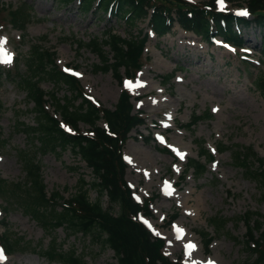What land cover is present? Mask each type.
<instances>
[{
    "label": "rangeland",
    "instance_id": "374dc122",
    "mask_svg": "<svg viewBox=\"0 0 264 264\" xmlns=\"http://www.w3.org/2000/svg\"><path fill=\"white\" fill-rule=\"evenodd\" d=\"M217 4L234 12L243 11L238 7L245 6V1L223 0L221 4L218 0ZM0 5L6 8L0 14V46L9 54L0 63V131L5 141L0 147V176L17 182L25 179L17 152L30 140L15 130V124L23 121L31 125L36 118L32 102L19 89L15 77L29 72L32 47L39 45L54 52L58 69L79 74L76 77L85 96L101 108L114 109L124 85L111 71H96L99 59L87 50V44L94 38H103L111 28L123 37L135 35L138 30H147V22L145 19L138 21L136 27H129L106 13H82L78 0L67 5L60 0H0ZM14 9L31 15L24 26H19L22 31L11 25L8 11ZM261 29L255 25L242 27L244 47L233 49L220 41L206 44L175 23L171 33L161 38L150 36L141 71L128 81L134 86L147 82L149 87L128 89L133 112H139L145 124L138 129L142 135L133 130L123 147L125 180L139 202L155 198L150 217L141 220L154 236L165 241L164 253L170 259L191 264H205L211 259L216 264H240L255 259L245 248L246 226L235 217L246 210L264 214V200L259 198L256 183L233 163L230 151L217 153L215 146H248L264 158V98L254 85L264 74ZM120 74L125 76L123 68ZM170 74L172 77L165 84L164 79ZM41 87L56 91L62 98L67 93L64 86L58 87L49 79L43 80ZM46 108L52 114L53 107ZM194 113H208L210 117L202 118L192 132L176 126L187 124ZM98 124L102 126L103 121L100 119ZM78 127L83 133L89 130L82 122ZM149 137L156 138V142ZM200 142L215 160L207 165L203 177L194 180L189 174L179 183L187 159L197 158ZM178 153H183V158ZM38 158L46 190L58 191L64 199L74 193L81 178L90 185L96 181L91 169L70 148ZM173 182L171 194H165V186ZM189 192L197 207L184 203ZM88 194L91 201L99 198L105 208L109 206L107 196H100L92 185ZM6 206L7 210L5 200L0 198V220L4 219L11 231L29 242V247L10 255L0 249V264H61L48 263L40 256L39 251L52 244L43 229L14 205ZM117 210L113 208L114 212ZM175 214L176 220L171 224ZM217 215L230 219L221 232L216 224L210 225V219ZM175 227L183 230L180 240L175 237ZM4 230L0 226V234ZM67 232L58 228L51 236L85 253L89 264H118L113 250L103 248L93 235L68 237ZM202 233L213 239L208 248L204 247ZM189 244L195 247L189 249Z\"/></svg>",
    "mask_w": 264,
    "mask_h": 264
},
{
    "label": "trees",
    "instance_id": "16d2710c",
    "mask_svg": "<svg viewBox=\"0 0 264 264\" xmlns=\"http://www.w3.org/2000/svg\"><path fill=\"white\" fill-rule=\"evenodd\" d=\"M74 1L60 0V3L67 5ZM243 1L248 18L237 16L228 9H219L215 0L201 3L187 0H81V12H90L95 7L129 27H136L138 21L148 17V27L156 38L170 33L174 23H177L184 31L192 32L206 42H210L212 37H219L238 48L244 44L240 27L260 26L263 27L260 32L264 51V0ZM5 9V6L0 5V14ZM8 13L12 25L19 29L31 17L29 13L18 12L17 9ZM148 38L147 31L138 30L135 35L122 37L111 28L103 38L90 40L87 50L96 54L99 59V64L95 65L96 71H111L121 82L120 68L129 77L141 69V59ZM82 47L80 44L79 48ZM31 54L29 72L17 75L15 79L19 89L32 102L36 120L31 125L23 121L15 124V130L23 133L30 144L17 152L25 179L9 182L0 176V198L5 200V210L8 209L6 205H14L33 219L45 235L52 239L49 247L40 250V256L48 263L89 264L85 253H79L76 248L67 247L51 236L58 228H64L68 231V237L93 235L94 240L99 241L103 248L113 250L118 264H183L180 260H170L163 254L164 242L153 237L138 218L140 212L150 213L149 205L153 198L141 204L135 202L125 180L123 147L131 131L135 130L138 135H142L138 128L144 125L141 115L133 112L128 92L121 91L114 109L101 108L84 96L78 79L57 68L54 52L36 45L32 47ZM171 77L172 74L165 77V83ZM45 79L53 81L58 87H65L67 93L63 98L57 96L56 91L43 90L40 84ZM255 87L264 97V74L257 78ZM47 104L53 107L54 114L47 110ZM204 117L208 118L210 114L194 113L185 126L179 127H186L192 132ZM100 119L103 120V126L98 124ZM79 122L89 126L86 133L79 131ZM68 127L72 129L71 132L67 130ZM1 137L0 131V146L4 143ZM150 139L153 140L149 137ZM67 148L91 169L96 179L91 185L100 196H107V208L99 198L90 200L88 191L91 185L84 178L80 179L74 193L67 199L58 191L46 190L38 157L49 152L60 154ZM198 149V158L187 160L181 181L189 173H192L195 180L203 177L207 171V163L213 161V155L203 147V143L200 142ZM216 150L219 153L230 151L233 163L242 168L246 178L256 183L259 198L264 200V158L257 156L251 147L237 144L234 147L217 145ZM114 207L118 208L116 212L113 211ZM235 219L246 226L245 246L255 257L240 264H264V214L246 210ZM210 221L220 231L230 219L217 215ZM1 224L6 228L0 236V244L4 250L14 253L29 247V242L11 231L7 222L2 220ZM201 237L206 247L212 241L208 233H202Z\"/></svg>",
    "mask_w": 264,
    "mask_h": 264
},
{
    "label": "bare ground",
    "instance_id": "6f19581e",
    "mask_svg": "<svg viewBox=\"0 0 264 264\" xmlns=\"http://www.w3.org/2000/svg\"><path fill=\"white\" fill-rule=\"evenodd\" d=\"M40 9H45V7L41 6ZM1 49V48H0ZM6 55V52L3 51V50H0V56L2 57V61H4L5 59L7 58H4V56ZM6 57V56H5ZM125 87H127L128 89L130 90H138L139 88L142 90L144 88H148L149 87V84L147 82H144L143 84L139 85V86H134L130 83H125ZM150 106L152 105V103H148ZM161 112V110H158V114ZM174 183V182H173ZM184 203L186 204H190L191 206H198V203L196 201V199H194L192 196H191V192H189L186 197L184 198ZM178 229V228H176ZM210 262H214V264H216V261H214L213 259L209 260L208 262H206V264H210ZM196 264V263H195ZM197 264H200V262H198ZM204 264V263H203Z\"/></svg>",
    "mask_w": 264,
    "mask_h": 264
},
{
    "label": "snow or ice",
    "instance_id": "6c2138e0",
    "mask_svg": "<svg viewBox=\"0 0 264 264\" xmlns=\"http://www.w3.org/2000/svg\"><path fill=\"white\" fill-rule=\"evenodd\" d=\"M220 3L221 4H223V0H220ZM241 14H243V15H246L247 13H246V11L245 12H243V13H241ZM10 59V58H9ZM77 75H79V74H77ZM178 151V150H177ZM179 155H181V158H183V153H178ZM170 194V193H169ZM179 232H182L183 230L182 229H177ZM188 247H190V248H194L195 247V245L194 244H189L188 245ZM210 264H214V262H210Z\"/></svg>",
    "mask_w": 264,
    "mask_h": 264
}]
</instances>
